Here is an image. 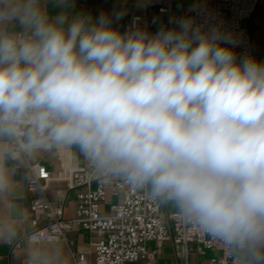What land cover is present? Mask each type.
I'll return each instance as SVG.
<instances>
[{"label":"clouds","instance_id":"obj_1","mask_svg":"<svg viewBox=\"0 0 264 264\" xmlns=\"http://www.w3.org/2000/svg\"><path fill=\"white\" fill-rule=\"evenodd\" d=\"M73 7L0 0V189L6 157L76 148L212 237L264 244V62L191 17L150 35Z\"/></svg>","mask_w":264,"mask_h":264},{"label":"built area","instance_id":"obj_2","mask_svg":"<svg viewBox=\"0 0 264 264\" xmlns=\"http://www.w3.org/2000/svg\"><path fill=\"white\" fill-rule=\"evenodd\" d=\"M263 2L193 0L190 5L178 9L174 0H141L145 11L131 16L125 31L140 28L152 35L162 27L178 28L177 19L191 17L205 31L210 26H219L231 33L239 42L234 48L239 61L251 53L247 22ZM16 159H21L22 167L30 173V208L41 212L44 218V223L37 218L32 219L31 229L24 238L32 243H65L73 264H87L86 254L73 250V242L67 236V232L76 226L96 234L95 264H150L147 244L167 239L184 247L196 243L202 251L220 248L221 254L211 259L212 264H250L234 253L235 245H228L186 222L178 210L171 212L166 221L162 204L151 200L146 189H130L118 178L100 177L87 160L70 176L69 190L76 193V208L74 217L67 219L65 202H56L49 197L48 189L53 177L46 166L33 161L31 152L19 153ZM109 193L116 197V201L108 212H103L101 207ZM236 248L243 251L247 247Z\"/></svg>","mask_w":264,"mask_h":264},{"label":"crops","instance_id":"obj_3","mask_svg":"<svg viewBox=\"0 0 264 264\" xmlns=\"http://www.w3.org/2000/svg\"><path fill=\"white\" fill-rule=\"evenodd\" d=\"M193 0H174L176 8H184ZM114 11L125 14L113 27L124 32L125 26L134 14L145 10L141 0H74L71 15L83 13L93 19L101 13L111 15ZM247 26L251 36V53L260 62H264V2L258 6ZM244 58V57H243ZM242 59V58H241ZM240 60V59H239ZM31 159L40 162L51 172L53 179L48 194L53 201L65 202V217L75 215L76 193L69 190V179L74 169L85 164V158L78 149H38L31 152ZM3 164L11 178L10 184L0 189V264H73V258L65 243H32L24 238L31 229V221L37 218L44 223L41 212L30 208L28 187L30 173L23 168L21 159L6 157ZM116 197L108 194L102 205V211L108 212ZM177 210L173 205H162V214L166 221L168 215ZM73 242V250L87 256V264H95L94 243L96 234L76 226L67 232ZM150 264H212L211 259L221 254L220 248L202 251L196 243L187 247L178 246L171 239L152 241L147 244ZM234 253L250 264H264V244L240 251L234 246Z\"/></svg>","mask_w":264,"mask_h":264}]
</instances>
